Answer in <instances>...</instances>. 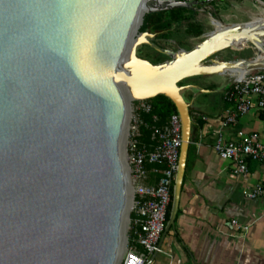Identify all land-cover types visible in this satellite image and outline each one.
<instances>
[{
  "label": "water",
  "instance_id": "95a60500",
  "mask_svg": "<svg viewBox=\"0 0 264 264\" xmlns=\"http://www.w3.org/2000/svg\"><path fill=\"white\" fill-rule=\"evenodd\" d=\"M216 1L0 0V264H116L128 199L120 155L126 93L135 101L163 96L180 119L178 171L160 243L174 228L195 102L182 92L197 89L179 84L224 77L246 63L248 71L264 69L258 47L250 60L220 61L219 53L241 45L233 37L209 46L228 34L257 42L262 34L254 32L258 26L233 25L191 51L162 50L168 61L158 65L136 56L152 35L129 44L144 9L194 13Z\"/></svg>",
  "mask_w": 264,
  "mask_h": 264
},
{
  "label": "crops",
  "instance_id": "0c3cea01",
  "mask_svg": "<svg viewBox=\"0 0 264 264\" xmlns=\"http://www.w3.org/2000/svg\"><path fill=\"white\" fill-rule=\"evenodd\" d=\"M226 86L195 98L199 106L193 103V120L201 126L185 169L174 228L146 264H264V196L254 201L243 196L264 183V166L253 162L246 176H236L232 165L213 151L215 133L230 107L223 101ZM262 131L264 118L252 109L222 134L225 141H237L239 134ZM231 221L248 226V232L238 233Z\"/></svg>",
  "mask_w": 264,
  "mask_h": 264
},
{
  "label": "built area",
  "instance_id": "2783aa9c",
  "mask_svg": "<svg viewBox=\"0 0 264 264\" xmlns=\"http://www.w3.org/2000/svg\"><path fill=\"white\" fill-rule=\"evenodd\" d=\"M198 3L207 0H175ZM224 88L223 101L230 104L215 133L214 153L232 165L236 176L248 174V162L264 166V131L239 134L237 141H225L222 131L252 109L264 113V69L248 71L242 77L231 78ZM227 88V89H226ZM149 101H137L127 123L125 146L126 176L131 190V209L125 235L126 246L122 264H146L148 257L160 253L159 241L166 227V211L178 171L182 145L181 123L173 114L159 125L156 117L146 125L143 116L150 115ZM150 132L148 144L142 142L141 130ZM243 196L251 201L264 196V183L256 185ZM230 226L245 235L248 226L231 221Z\"/></svg>",
  "mask_w": 264,
  "mask_h": 264
},
{
  "label": "rangeland",
  "instance_id": "374dc122",
  "mask_svg": "<svg viewBox=\"0 0 264 264\" xmlns=\"http://www.w3.org/2000/svg\"><path fill=\"white\" fill-rule=\"evenodd\" d=\"M183 17L191 18V22L201 28L200 37H190L186 34L184 27L173 29L169 33H165L157 37L158 41L146 39L147 44L139 46L136 50V56L152 65H158L168 61V58L162 55V50H169L176 52L181 49L184 51H191L196 45L204 41L212 33L223 30L233 25L252 24L264 20V0H220L211 4L206 10L194 12L193 15L185 14ZM217 21L218 26L210 25V21ZM144 19V18H143ZM143 24V23H142ZM139 27L137 36H139ZM148 33V32H147ZM252 45V44H251ZM250 44H245L239 48H231L219 53L216 58L220 61H233L237 59L250 60L256 57V47ZM264 54L257 55L256 60L264 59ZM232 81L228 76L220 77H196L188 79L181 84L183 86H194L197 88L192 92H182L183 99L190 103L193 98L200 97L205 90H220L222 87L228 85ZM198 90V91H197ZM195 99L194 106H199ZM137 101L131 103V109L135 107ZM130 216V213H129ZM128 231V229H126ZM127 235V233H126ZM126 240L124 242V248ZM123 258V255H122ZM122 258L119 264H122Z\"/></svg>",
  "mask_w": 264,
  "mask_h": 264
},
{
  "label": "trees",
  "instance_id": "16d2710c",
  "mask_svg": "<svg viewBox=\"0 0 264 264\" xmlns=\"http://www.w3.org/2000/svg\"><path fill=\"white\" fill-rule=\"evenodd\" d=\"M220 1V0H217ZM213 5V4H212ZM185 14H191L192 12L184 10V9H177L172 11H162L158 13H152L144 16L143 24L140 29L141 33L149 32L150 34H158L163 35L165 33L171 32L175 28L184 27L185 32L190 37H200L201 36V28L194 23L191 22V18L183 17ZM179 86H183L181 83ZM227 89V88H226ZM151 104V112L150 115L143 116V120L146 125H151V118L154 116L159 120V125L165 123L173 114H177L175 106L165 97L158 96L153 100L149 101ZM226 107H229L230 104L226 103ZM193 112L190 110L189 115L192 121L191 124V136H190V145L187 154V162H186V169L190 162L191 154L194 151V145L197 142V130L201 126L200 123L195 125L193 120ZM262 118H264V113H261ZM142 134V142L148 144L150 141V132L145 128L141 130ZM253 162H248L252 164ZM186 178V172L184 175L183 182ZM172 193L171 191V202L167 207L166 211V222H168L171 212V204H172Z\"/></svg>",
  "mask_w": 264,
  "mask_h": 264
},
{
  "label": "bare ground",
  "instance_id": "6f19581e",
  "mask_svg": "<svg viewBox=\"0 0 264 264\" xmlns=\"http://www.w3.org/2000/svg\"><path fill=\"white\" fill-rule=\"evenodd\" d=\"M148 11V9H144L141 11L140 15H139V18H138V21L136 22L135 26H134V29H133V32H132V39L130 41V44H129V47H131V45L134 44L135 40H136V36H137V33H138V30H139V27L141 25V21L143 20L146 12ZM212 19V18H211ZM213 21H210V25H213V26H219L220 23H218L217 21H214V19H212ZM264 23V20L263 21H259V22H254L252 24H250V28L251 27H255V26H258L259 28L256 29L254 32H257V33H260L262 34L261 36H256V38L259 40V42H257L256 40H254V37L253 36H249V34H228V35H224L225 37H222V38H216L214 40V42L212 43V46L209 45L211 48L214 47V46H217V44H219L221 41L223 40H226L228 39L229 41H232L233 37L236 39V40H233L232 43L236 44V43H239L241 46L245 45V44H256V48L258 47L259 50H260V53L258 54V56H260L261 54H264V27L261 26V24ZM220 31H224L223 30H218V32ZM254 36L256 34H253ZM236 41V42H235ZM208 47H205L203 49V51L207 50ZM202 51V52H203ZM199 55V53H198ZM128 57V52L126 53V55L124 56V60ZM264 57V56H263ZM256 62L258 63H261V64H264V59H260V60H256ZM246 72H248V65L247 63L245 65H243L241 68H234V69H230L228 70V74L227 76L229 78H235V77H242ZM126 96V100H127V112H126V125H125V130H124V133H123V136H122V139H121V142H120V155L122 157V162H123V166H124V170H125V173H126V157H125V146H126V136H127V123H128V119H129V115H130V105L133 101H135L130 95L128 96V94L126 93L125 94ZM128 199H127V206H126V209H125V215H124V218H123V222H122V231H121V235H120V246H119V252H118V259L116 261V264H119L121 258H122V255H123V252H124V242H125V232H126V229H127V226H128V220H127V215H129V212H130V209H131V190H130V187L128 186Z\"/></svg>",
  "mask_w": 264,
  "mask_h": 264
},
{
  "label": "flooded vegetation",
  "instance_id": "af4514ba",
  "mask_svg": "<svg viewBox=\"0 0 264 264\" xmlns=\"http://www.w3.org/2000/svg\"><path fill=\"white\" fill-rule=\"evenodd\" d=\"M146 33H147V32H146ZM147 34H150V33L148 32ZM150 35L153 36L152 41H155V42L158 41L157 37L160 36V35H158V34H150ZM148 39H149V38H148Z\"/></svg>",
  "mask_w": 264,
  "mask_h": 264
}]
</instances>
